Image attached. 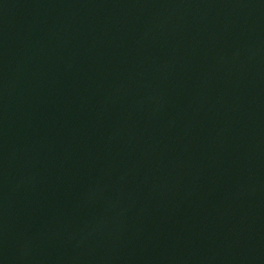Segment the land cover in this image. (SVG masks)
<instances>
[{"label":"water","instance_id":"95a60500","mask_svg":"<svg viewBox=\"0 0 264 264\" xmlns=\"http://www.w3.org/2000/svg\"><path fill=\"white\" fill-rule=\"evenodd\" d=\"M0 264H264V0H0Z\"/></svg>","mask_w":264,"mask_h":264}]
</instances>
